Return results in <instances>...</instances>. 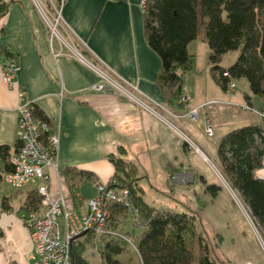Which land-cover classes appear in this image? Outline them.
<instances>
[{
	"label": "crops",
	"instance_id": "crops-1",
	"mask_svg": "<svg viewBox=\"0 0 264 264\" xmlns=\"http://www.w3.org/2000/svg\"><path fill=\"white\" fill-rule=\"evenodd\" d=\"M0 1L7 4L6 13L0 17V68L5 49L16 56L18 63L15 84L6 86L0 77V144H6L12 152L18 145L15 107L22 87L25 97L35 102L59 134V172L50 171V196L62 194L68 208L85 212L87 199L96 193V182H108L113 175L108 155H117L122 146V158L137 165L138 183L147 204L170 211L198 212L197 221L202 220L213 232L223 234L221 247L228 258L243 264L262 263L261 257L252 254L253 249L251 253L241 246H229L232 234L226 233L227 228L235 227L236 237L242 233L236 217L231 215L234 210L257 252L262 254L255 233L228 191L220 187L212 169L217 168L216 150L221 137L239 126L260 122L264 114V100L251 95L247 81L243 88L236 83L234 90L222 89L207 71L206 57L203 56L202 64L196 57V39L189 42L191 68L181 73V90L189 99L173 109L178 115L172 123L192 138L200 152L185 149L174 129L129 99L89 91L98 77L85 63L67 54L59 39H50L47 25L31 0ZM60 8L64 21L61 32L66 40L87 57L89 52L97 56L167 107L157 83L161 60L146 42L140 0H62ZM244 104L252 110L245 109ZM199 105L203 108L196 121L184 114ZM206 121L213 126L211 135L204 132ZM263 161L264 157L261 165ZM66 167L89 171L93 178L72 180L61 172ZM186 175L189 179L184 182L182 177ZM255 175L264 179L259 169ZM207 184L220 187L214 197L206 191ZM36 185L37 181L21 188L9 185L10 190L0 189V201L9 196L10 204L7 210L0 206V264H27L32 244L21 212ZM201 227L205 234L208 230ZM245 254L249 256L243 259ZM122 258L138 263L134 253H124Z\"/></svg>",
	"mask_w": 264,
	"mask_h": 264
},
{
	"label": "trees",
	"instance_id": "trees-1",
	"mask_svg": "<svg viewBox=\"0 0 264 264\" xmlns=\"http://www.w3.org/2000/svg\"><path fill=\"white\" fill-rule=\"evenodd\" d=\"M6 11L7 4L0 1V17ZM142 15L146 42L161 60L157 83L169 109L183 105L178 102L183 93L181 73L191 68L192 54L187 45L197 37L199 26L203 28V39L209 48L210 72L216 83L226 90L230 79L244 78L251 95L264 100V0H145ZM229 50H238L234 61L226 67L219 65L223 54ZM4 51V57L13 55L7 49ZM34 112L48 122L36 105ZM183 144L185 149H191L185 141ZM123 150L119 146L117 155H108L114 172L107 184L115 189H128L137 218L133 221L141 222L145 227L135 243L138 254L126 241L100 235L101 264H133L130 259L120 257L131 250L138 257L137 264H222L202 229L196 225V213L158 209L143 200L137 165L122 158ZM11 153L9 146L0 144V182L2 174L10 170ZM216 153L218 170L238 190L264 231V179L255 175L264 157V114L260 122L245 124L224 134ZM61 172L72 180L93 178L91 172L73 167H66ZM205 189L214 197L220 187L207 184ZM39 205L40 196L32 190L25 199L23 211H36ZM0 206L3 210L10 208L9 196L1 198ZM128 209L122 203L109 201L110 226H117ZM95 237L86 231L71 239V264H91L84 247Z\"/></svg>",
	"mask_w": 264,
	"mask_h": 264
},
{
	"label": "built area",
	"instance_id": "built-area-1",
	"mask_svg": "<svg viewBox=\"0 0 264 264\" xmlns=\"http://www.w3.org/2000/svg\"><path fill=\"white\" fill-rule=\"evenodd\" d=\"M31 1L47 25L50 39L53 37L59 39L66 48L67 54L75 56L85 63L98 77V80L90 86L89 91L124 96L135 103L142 111L150 113L162 123L174 129L193 150L200 152L192 138L172 123L173 118L178 115L176 112L151 99L137 85L122 78L97 56L89 52V57H87L81 49L76 48L75 44L65 39L61 32L64 24L60 11L62 0H59L58 4L51 0ZM144 3L145 0H141V8H143ZM17 69L18 63L14 55L2 59L0 77L6 86L15 84ZM223 75L228 76L227 72H223ZM235 87L233 79L226 83V88L229 90ZM18 95L19 99L15 107L18 146L17 150L9 155L10 170L2 174V180L14 188H21L28 183L37 181L35 190L40 196L39 209L36 211L25 210L21 213V218L28 229L32 244L31 252L27 255V264H71L70 241L74 236L86 231L92 232L97 237L110 235L120 238L126 241L138 254L132 236L109 225V201L122 203L135 214L126 187L115 189L109 187L107 182H96V194L87 199V208L83 213L68 208L64 195L58 194L55 198L50 196L48 190L50 171H54L56 174L59 172L57 162L59 134L52 129L46 120L35 114V102L25 97L22 87L19 89ZM188 99V95L182 93L178 102L185 104ZM243 107L252 110L249 105L244 104ZM200 108H203V105L187 109L184 114L189 119L196 121ZM204 132L207 135L213 133V126L209 121L204 124ZM212 169L224 183L225 189L255 233L260 248L262 247L264 250V231L259 229L260 225L251 214L250 208L243 201L238 190L229 183L218 168L212 166ZM59 220L62 222L60 223ZM134 220L137 221L136 216ZM61 224L64 227L63 236H61Z\"/></svg>",
	"mask_w": 264,
	"mask_h": 264
},
{
	"label": "rangeland",
	"instance_id": "rangeland-1",
	"mask_svg": "<svg viewBox=\"0 0 264 264\" xmlns=\"http://www.w3.org/2000/svg\"><path fill=\"white\" fill-rule=\"evenodd\" d=\"M140 5H141V0H140ZM195 39H196L195 40L196 57L199 59L201 64L203 62V56L206 57V61L208 62V65H209L207 71H209V73L211 74L212 72H210V71H211L212 63L208 59V56H209V50L208 49L209 48L207 46V43L203 39V28H202V26H199L197 37ZM237 53H238V50L227 51L226 53L223 54V56H222V58L218 64L225 66V67L228 66L229 64H231L234 61ZM206 66H207V64H206ZM233 80H234L235 84L237 83L238 86H240L241 88H243L244 83H246V79H244V78H236ZM237 84H236V87H237ZM234 89H232V90H234ZM246 105H248V104H246ZM261 168H263V164L258 169H261ZM188 177L189 176L186 175L185 177H182L183 178L182 180L184 182H187V179H189ZM217 181H218V184L220 185V187L225 189V187L223 185L224 183H222V181L220 180V178L218 176H217ZM0 189L7 191V190H10L11 188L8 184H6L2 180L0 183ZM231 200H232V198H231ZM232 202L237 208H239L236 205V203H234L233 200H232ZM232 207H234V206L232 205ZM128 210L129 211L127 212V214L119 220V224L117 226H115L114 228H116L119 231H123L127 234H130L133 238V241L136 243L139 236H140V233L142 232V230L144 229L145 226L141 222L134 223L133 220H134L136 215L131 213V209H128ZM195 213H196V215L199 214L198 212H195ZM231 215L236 217V220H237L236 223L239 225V231H242V233L239 232V235L236 237V235H234L235 227H232V228L228 227L227 228L228 232H226V233L232 234V238L228 239L229 246H232L234 248L236 246H241L242 249L243 248L248 249V250H250L251 253L254 250L252 254L258 255V257H261L260 262H263V264H264V250L262 249V247H261V251H262V254H261L260 252H257L256 248L254 247L253 242L250 240L248 234L246 233L244 227L242 226V222L240 221V218L238 217V215L236 214V212L234 210L231 211ZM59 222L61 223L62 221L59 220ZM109 225H110V223H109ZM196 225L198 226L199 229H202L201 226H203L209 231V232L205 231V234L203 232L202 233L206 237V241L209 242L208 243L209 246H211L214 253L216 254L215 255L216 258H218V260H220V262L222 264H243V263L235 262V261H233V259H230L225 255V253L222 250L223 248L221 247L223 244V237H224L221 232L220 233L213 232V230H211L209 225H207V223L203 222L202 220H200V222L196 221ZM60 227H61V236H63L64 227L62 224L60 225ZM259 229L261 231L263 230V228L261 226H259ZM101 245H102V243H101L100 237H95V239H93L91 242H88L85 245L84 253H85V256L87 257V259L90 261L91 264H101L100 255H99ZM251 249H253V250H251ZM129 252L133 253L132 250ZM252 254H251V256L253 257ZM122 255L120 257H122ZM244 256L248 257L249 255L248 254L243 255V259L245 258ZM241 259H242V256H241ZM132 263L135 264V262L133 260H132ZM259 264H261V263H259Z\"/></svg>",
	"mask_w": 264,
	"mask_h": 264
},
{
	"label": "bare ground",
	"instance_id": "bare-ground-1",
	"mask_svg": "<svg viewBox=\"0 0 264 264\" xmlns=\"http://www.w3.org/2000/svg\"><path fill=\"white\" fill-rule=\"evenodd\" d=\"M259 174L261 175V176H263L264 175V161H263V168H261V170L259 171ZM231 197V196H230ZM123 232V231H122ZM123 233H125V232H123ZM125 234H127V233H125ZM130 235V234H129Z\"/></svg>",
	"mask_w": 264,
	"mask_h": 264
},
{
	"label": "water",
	"instance_id": "water-1",
	"mask_svg": "<svg viewBox=\"0 0 264 264\" xmlns=\"http://www.w3.org/2000/svg\"><path fill=\"white\" fill-rule=\"evenodd\" d=\"M258 178H261L260 176ZM82 234V233H81Z\"/></svg>",
	"mask_w": 264,
	"mask_h": 264
}]
</instances>
